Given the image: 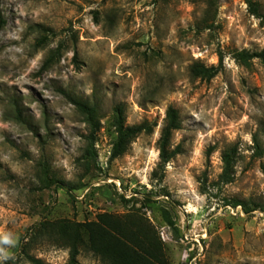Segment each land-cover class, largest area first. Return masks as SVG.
I'll use <instances>...</instances> for the list:
<instances>
[{
	"label": "rangeland",
	"instance_id": "1",
	"mask_svg": "<svg viewBox=\"0 0 264 264\" xmlns=\"http://www.w3.org/2000/svg\"><path fill=\"white\" fill-rule=\"evenodd\" d=\"M213 1L0 0V236L11 241L0 264H33L26 254L67 264L69 249L42 236L40 222L134 210L169 264H264V62L234 57L264 49V0H251L256 13L249 0ZM195 62L219 71L194 77ZM64 92L100 108L93 156ZM117 105L126 124L153 131L111 159ZM170 106L181 120L172 148L182 151L159 181ZM233 150L225 181L223 154ZM78 259L104 264L86 249Z\"/></svg>",
	"mask_w": 264,
	"mask_h": 264
},
{
	"label": "trees",
	"instance_id": "2",
	"mask_svg": "<svg viewBox=\"0 0 264 264\" xmlns=\"http://www.w3.org/2000/svg\"><path fill=\"white\" fill-rule=\"evenodd\" d=\"M210 6L215 7L216 2L209 0ZM250 8L257 12L256 4L249 0ZM5 24V20L0 18V28ZM210 27V26H209ZM234 57L247 64L254 58H260L264 62V49L260 52L249 50H237ZM50 60V59H49ZM47 60L44 67L48 65ZM223 61V55L219 54V63ZM194 77L203 79L213 78L219 71V66H206L201 62H195L190 67ZM67 99L76 106L84 116L89 133L86 136L88 147L86 149L89 156L95 155V143L98 133L102 127V114L97 103L88 99H82L64 92ZM14 118L21 123H26L22 111L16 107ZM112 124L117 133L111 151V159L123 156L130 148L132 142L142 133H151L153 125L148 121L138 124H126L125 107L117 105L114 108ZM181 128V120L178 110L172 106L167 109L165 122L161 129L158 140L160 162L158 170L153 172V177L161 181L164 178L165 168L168 162L181 150L178 145L172 148L173 132ZM211 152L209 148L207 155ZM234 150L223 154L224 169L221 177L229 181L233 166ZM58 181V180H56ZM63 185V181H59ZM237 205L241 204L236 202ZM165 219L173 225L168 212H165ZM39 231L42 236L52 238L59 245L69 249V259L67 264H81L78 257L82 250H88L92 254L100 257L104 264H169L162 251V241L155 228L139 210L130 211L125 215L117 216L108 212L99 213L96 220L86 222H76L69 219L57 221H43L39 223ZM87 237V239H86ZM0 247L5 248L6 244L0 236ZM27 259L33 264H46L40 258L29 254Z\"/></svg>",
	"mask_w": 264,
	"mask_h": 264
},
{
	"label": "clouds",
	"instance_id": "3",
	"mask_svg": "<svg viewBox=\"0 0 264 264\" xmlns=\"http://www.w3.org/2000/svg\"><path fill=\"white\" fill-rule=\"evenodd\" d=\"M3 242H4V243H9V242H11V241L9 240L8 235H4V236H3ZM2 251H3V249L0 248V252H2ZM0 258H2V257H0Z\"/></svg>",
	"mask_w": 264,
	"mask_h": 264
}]
</instances>
